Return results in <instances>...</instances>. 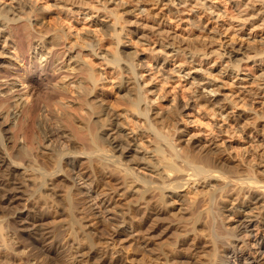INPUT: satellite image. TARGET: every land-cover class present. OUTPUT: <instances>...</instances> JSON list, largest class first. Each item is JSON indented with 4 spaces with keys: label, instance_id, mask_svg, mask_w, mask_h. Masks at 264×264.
<instances>
[{
    "label": "bare ground",
    "instance_id": "bare-ground-1",
    "mask_svg": "<svg viewBox=\"0 0 264 264\" xmlns=\"http://www.w3.org/2000/svg\"><path fill=\"white\" fill-rule=\"evenodd\" d=\"M65 1L53 6L0 0V201L22 205L18 218L43 249L61 255L69 237L64 264H264L259 261L264 239L257 233L264 217V179L253 164L247 169L236 164L252 173L234 172L220 156L219 144L230 146L217 138H246V112L262 121L251 129L264 131V48L221 43L210 60L202 48L171 40L126 39L122 24L135 10L148 14L145 3L151 2L165 6L168 18L201 9L217 25L210 28L201 18L188 22L213 37L227 31L256 41L252 31L264 30V0H132L137 6L130 0H94L93 11ZM16 33L28 40L29 56ZM173 82L189 94L170 93L166 85ZM226 83L235 90L218 98L219 87L230 90ZM35 103L37 128L44 130L43 119L51 122L43 141L27 134ZM196 118L216 129L215 141L202 144L177 127L179 120ZM20 121L23 136L12 129ZM182 132L190 137L182 138ZM41 148L43 154L58 150L49 169L37 163ZM244 195L253 200L246 202ZM239 208L251 209L238 216ZM111 215L114 222L104 224ZM90 228L105 229L101 242ZM246 248H255L254 256ZM199 254L206 260L196 258Z\"/></svg>",
    "mask_w": 264,
    "mask_h": 264
},
{
    "label": "rangeland",
    "instance_id": "rangeland-1",
    "mask_svg": "<svg viewBox=\"0 0 264 264\" xmlns=\"http://www.w3.org/2000/svg\"><path fill=\"white\" fill-rule=\"evenodd\" d=\"M38 1H39L38 3H40V4H41L42 1H43L44 4H48L49 2L51 4L52 3L55 4L56 2L61 4V3H64L65 0H46V1L45 0H42V1L38 0ZM81 1L82 0H70L68 2V4L74 3V4H77V6H80V7H83V5H84V7L86 6V8H88V9H84L83 8L85 11H87V10H91V11L96 10V8H95L96 1H94V0H92V1L91 0H83V2H81ZM46 2H48V3H46ZM129 2L132 4L131 6H137V4L134 1L132 2V0H130ZM65 3H67V0L65 1ZM147 3L148 2L145 3L146 4L145 7H148V9H149L148 10L149 11L148 14H143L140 11L135 10V12L133 14H131V15L130 14L129 15H124V17H123L124 20H122V24L124 22L125 30H127L126 32L129 35L126 39H128L130 37L132 39L135 37V39H136L137 35L138 36L139 35H144L146 37V39L149 40L150 42H154V41H157V40H161V41H163V40L164 41H167V40L170 41L171 40L170 42L174 41L173 43L176 44V45L180 44L182 46H189L190 48H193V49L195 48L196 50H200L202 48L200 51L203 50L202 52L210 53V58H209L210 60H215V58H216V56L214 54L215 50L218 49V45H220L221 43H227V44L228 43H234V44H238L239 43V44H243L245 46L255 47L258 50H261V49L264 48V30L252 31V32L255 33V35H257V38H256L257 40L256 41H253V39H248L247 35H245L243 37H240V36L237 37V36L233 35L232 33L227 32V31L224 32L223 35H221V37H217V36L213 37V36H211L210 33L204 32L203 30H199V29H197V28H195L193 26L191 27V25L188 22V17L196 19L197 21H199V18H201V20L205 24H207L210 28L216 26L217 25L216 22L214 20H212V18H209V15L205 14V12L201 11V9H199V10L197 9L198 11L195 9V11L193 13L194 15H192V16L190 15V14H192V10L184 9V11L179 13L178 16H173L172 15V17H169L170 18L169 19L168 17L163 15L165 12H167L165 6H163V5L156 6L153 3H151V2H149L148 4ZM59 4H57V5H59ZM52 5H50V7L55 6V5H53V6ZM87 5L90 6V7H87ZM109 6L112 7V8L114 7L111 4H109ZM96 7H97V5H96ZM161 15H162V17H165V20H164L165 24L164 25L159 23L160 19L162 18V17H160ZM65 19H67V18H65ZM71 19H73V18H71ZM157 19H159V20H157ZM163 19L164 18H162V20ZM20 24H22V23H19V25ZM65 24H67V23L65 22ZM65 24H63V25H65ZM72 24H73V27H75V25H77V24H75V21H73V20H72ZM78 26H80V25H78ZM17 32H19V31H17ZM18 34L16 33L15 39L17 40L18 45L20 44L19 47L22 49L23 53L26 56H29V51H27V50H29L28 49V40L25 39L23 36L20 37ZM134 42L135 41H133L132 43L133 44H137L136 42L135 43ZM137 46H138V48H142L143 47L141 45L139 46V44ZM143 49H146V47H144ZM211 51H213V52H211ZM144 52H148V49L144 50ZM216 60L218 61L219 58H217ZM95 61H96L95 65L97 67L102 66V65H100L101 64L100 60L95 59ZM26 66L29 67L30 65L27 63ZM255 66H257V65H255ZM102 67H104V66H102ZM256 68H258V67H254V69H253L254 72L257 71ZM18 69L23 71L22 68H17L16 70H18ZM104 70H108V69H104ZM148 72L152 73L153 71H148ZM213 73H215V71ZM5 74H7V72ZM48 76L49 77L52 76L51 72L49 73ZM108 76L111 77L112 75L109 74ZM205 81H207V79ZM176 84L177 83H174V82L173 83H168L166 85V87H167L168 90H170V93H174L175 92V93H178L182 97L185 98L189 94L187 92H190V90H188L187 88H184L182 86V83H179L178 85H176ZM37 86H40L39 85V81H37ZM226 86L229 87L230 90L227 89V88L219 87L220 88L219 92H218L219 94L217 95L218 98H223L222 95L229 94L231 92V90L235 88V87H232L234 85L231 84V83H226ZM108 87H111V86L109 85ZM181 87H183V88H181ZM257 87L258 86L255 83H252V85H251L252 91L257 90L258 89ZM111 88H113L114 90L111 89ZM111 88L110 89L108 88V89L110 91L113 90L115 92V88L114 87H111ZM122 103L123 102L120 101L119 105L121 106ZM124 105L125 104L123 103L122 106H124ZM119 107H118V110H121V109H119ZM123 108L124 107H122V109ZM39 113H40V107L38 106L37 103H35L32 111L30 112V115H29V121L30 122H29V126L27 128V134H28V137L30 136L29 138H31V136L34 137V136L38 135L39 139H40V140L39 139L38 140L39 141H43V137H44L43 134H45L44 131L46 132V131L50 130L51 122H50V120L43 119L42 129H44V130H42V131L39 130L37 128V122H36V119L39 116ZM246 113H247V116L250 115L249 116L250 117V119H249L250 122L248 121L249 123L247 124V126H245L243 128V130H244V135L245 136L248 135V136L246 138L242 137V136H238V135L231 136V137L228 136V135L217 136V138L222 137L223 140H226L227 145L230 146V148H228L227 146L225 147V143L224 144H219V146H221L220 149H222V147H223V149H222L223 152L221 153L222 155H220V156L223 157L225 163L227 162L226 164H228V165L231 164L232 165V166L230 165V167H231V169L233 167L232 170L234 172H236L238 170V172H243V173L250 172V173H252L254 171V170H252V168L255 166L254 168H258L257 177L260 176V179H264V161H263V159H264V131H260L258 133L256 131H254V129H251L252 128L251 127L252 124L255 123L254 121H257V123L259 122L258 123L259 125L262 123V121H260V119H257V116L255 114H251V113H248V112H246ZM187 118H189L191 120L193 118V115H188ZM21 122L22 121H20L17 124V126H15L16 128L15 127L12 128L16 135L20 134V132L22 131L21 130ZM124 122L129 123L128 121H124ZM178 122L179 123H177V127L181 128L182 130H184L183 128L185 127V129L187 130L186 132H188V134L190 136H191V134L193 136L196 135L197 137L196 136H194V137L197 138L198 141L201 139L199 142L202 143V144H204L205 141L207 142V140H209V138L213 139V140L211 139L212 142L215 141L214 138H216V135H218V133H216V129L212 130L213 129V127H211L212 125L202 124L204 122L202 120L198 119V118H196L195 121L190 122V123L187 122V121H184V120H179ZM129 124H128V126H132L131 124L130 125ZM259 127H261V126H259ZM39 132H40V134H39ZM42 132H43V134H42ZM35 133H36V135H35ZM176 134H177V132H176ZM182 134L184 135V132L179 133V136H182V138H184V139L185 138L187 139V138L190 137L189 135L188 136H185V135L183 136ZM41 135H43V136H41ZM20 136H23L22 132H21ZM193 136H191V137H193ZM248 140H250V141H248ZM219 142L221 143V141H219ZM256 144H258V145H256ZM36 145H38V144H36ZM42 149L43 148L40 149L41 151L40 150H36L35 153H37V154H35V157L37 158V163L39 165L41 164L44 167L46 166L45 168H48V166L50 167L52 165V162H51V164L49 162V161H52V159H50V158L53 157V156L55 157V155L57 156L58 150H54V151L53 150H47V153L43 154V150ZM233 149H236V150H233ZM236 151L238 152V154H237ZM241 151H242V153H240ZM261 155H263V158H262ZM231 156H232V158H231ZM241 157H243L244 159H242ZM225 159H227V160H225ZM228 160H230V161H228ZM236 164L243 166L245 169H247L246 166H248V164H249V166H251L252 164L253 165L251 166L252 168L248 167V169H250L249 171H247V170L245 171L244 168L239 167V166L237 167ZM240 168H242V169H240ZM239 169L242 170V171H240ZM61 183L62 182L59 181V184L63 185V183L62 184ZM189 189L190 188H187V190H189ZM244 197H246V198H244ZM248 197L246 195H244L243 199H245L246 202H251L253 200V198H251V196L249 198ZM229 198H225V200L228 199V200H226L227 202L225 204V205L228 204L227 208L231 207V205L229 203ZM21 206H22L21 204H17V206H13V207H12V205H8L7 206V203H4L2 200L0 201V226H2V229L4 231L3 232L1 230L2 231V235L0 237L3 236V233L5 235L7 233L6 237L3 236L4 239H7L6 242L4 240L3 241L0 240L1 241L0 242V247H1L0 248V264H64L68 260V258L70 257L69 252H67V251H69L68 248L71 247V243H72L70 241V238L68 237L66 239V240L69 239L68 240L69 242L66 241V240L64 241L66 243V244H64V246L66 247V251H63L61 253V255H55V254L49 252L48 250L43 249L41 247V245L39 244V241L33 239L27 233V231H25L26 229L23 228L24 226H22L23 225V224H21L22 221L20 220V218H18L19 214L17 213V211H18L17 209L20 208ZM250 209L251 208L246 210V209L243 208V210H242V208H239L238 216H240V214H242L241 212L245 213L246 211H248ZM255 210H256V208H255ZM255 210H253L254 213L258 212V210H256V211ZM64 217L65 216H59V217L57 216V219L60 220V219H62ZM52 218H53V215L48 219V222H50L51 220L53 221ZM101 218L102 217H100L98 219H101ZM114 218L115 217L111 215V216H109L110 220L108 222H106L107 220H104L103 218H102L103 221H102V219H101V221L104 224L107 225V224H111V222H114L113 221ZM238 218L239 217H237V219ZM259 220L261 221V227L258 229L257 233L260 236L262 235L263 239H264V224L262 222V221H264V217L263 216L260 217ZM52 221L50 223H52ZM98 224H101V222H99ZM8 228H9V230H8ZM90 229H92V228H90ZM94 231L96 232V234H94V237H96V239L100 240L99 242H101V240H103L104 236L106 235L105 229H102V230L96 229V230H93V232ZM59 232H60V235H61L62 231L59 230ZM200 232H202V231H200ZM63 233H65V232H63ZM63 233H62V235H63ZM167 236L165 238H163V239L166 240L168 238L167 240L171 241L172 238H170L169 234ZM99 237H101L102 239L99 238ZM133 238H130L131 242L135 240V238L134 239ZM2 242L3 243L5 242L9 246L8 245H7L8 247L4 246V244ZM1 243L3 244V246L1 245ZM129 243H130V241H129ZM134 243L136 244L137 241L135 240ZM103 244L104 243L102 242L101 245H103ZM121 244H119V245L122 246L123 248L128 247V244H123V243H121ZM168 246H166V248H168ZM238 246H242V244L239 243ZM206 249L209 250L208 248H206ZM242 249L244 250V248H242ZM254 249L255 248H252V249L246 248L245 252L247 254L249 253V256H254V254H252L253 253L252 251ZM13 252H15V253H13ZM196 258H199V259H202V260L203 259L206 260V257H203V255H201V254L197 255ZM259 261H260V263H264V255H261L259 257ZM235 264H237V262ZM255 264H257V263H255Z\"/></svg>",
    "mask_w": 264,
    "mask_h": 264
}]
</instances>
